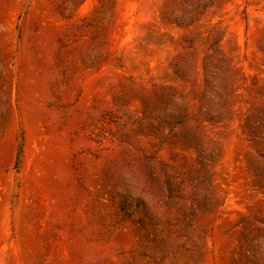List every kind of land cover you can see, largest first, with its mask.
<instances>
[{"label":"rangeland","instance_id":"1","mask_svg":"<svg viewBox=\"0 0 264 264\" xmlns=\"http://www.w3.org/2000/svg\"><path fill=\"white\" fill-rule=\"evenodd\" d=\"M0 264H264V0H0Z\"/></svg>","mask_w":264,"mask_h":264}]
</instances>
